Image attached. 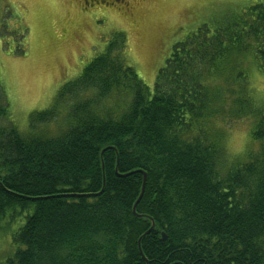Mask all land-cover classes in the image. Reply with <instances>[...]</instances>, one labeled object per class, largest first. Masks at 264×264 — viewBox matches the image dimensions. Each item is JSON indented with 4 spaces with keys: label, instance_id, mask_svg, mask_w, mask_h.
I'll list each match as a JSON object with an SVG mask.
<instances>
[{
    "label": "trees",
    "instance_id": "16d2710c",
    "mask_svg": "<svg viewBox=\"0 0 264 264\" xmlns=\"http://www.w3.org/2000/svg\"><path fill=\"white\" fill-rule=\"evenodd\" d=\"M246 56L264 74V2L175 43L152 91L115 34L30 114L32 131L65 110L53 137L19 133L0 84V223L16 228L2 264H264V107L251 113L255 152L228 159L210 132L233 107L222 75L230 91L242 83L234 112L254 107Z\"/></svg>",
    "mask_w": 264,
    "mask_h": 264
},
{
    "label": "rangeland",
    "instance_id": "374dc122",
    "mask_svg": "<svg viewBox=\"0 0 264 264\" xmlns=\"http://www.w3.org/2000/svg\"><path fill=\"white\" fill-rule=\"evenodd\" d=\"M91 4L88 0H0V84L8 103L9 122L19 133L53 137L66 130L65 110L31 131L29 116L53 106L58 88L74 79L82 68L101 53L115 34L126 38V62L152 91L155 77L170 55L172 46L183 41L201 25L221 20L231 13L264 0H112ZM230 13V14H228ZM246 89L252 105L246 115H238L234 93L242 91L236 82L230 91L224 81H216L226 106L218 110L210 132L221 135L228 159L255 152L259 145L251 139V113L264 107V74L251 56L240 58ZM239 84V85H238ZM91 93V92H89ZM114 102L120 104L119 96ZM89 97V95H87ZM84 98V97H83ZM112 98L107 101L111 102ZM119 101V102H118ZM222 103V104H224ZM61 111V113H59ZM6 125V121H1ZM246 134L245 151L231 157L228 138ZM246 156V155H245ZM20 218L23 221L25 215ZM0 223V264L13 252L11 237L15 223Z\"/></svg>",
    "mask_w": 264,
    "mask_h": 264
},
{
    "label": "clouds",
    "instance_id": "9594fccd",
    "mask_svg": "<svg viewBox=\"0 0 264 264\" xmlns=\"http://www.w3.org/2000/svg\"><path fill=\"white\" fill-rule=\"evenodd\" d=\"M246 142L247 137L245 133H234L227 140L226 151L231 157L238 156L245 151Z\"/></svg>",
    "mask_w": 264,
    "mask_h": 264
},
{
    "label": "water",
    "instance_id": "95a60500",
    "mask_svg": "<svg viewBox=\"0 0 264 264\" xmlns=\"http://www.w3.org/2000/svg\"><path fill=\"white\" fill-rule=\"evenodd\" d=\"M143 177H144V178H143V185H142V190H141V193H140V196H139L138 200H139V199H140V197L142 196V192H143V188H144V183H145V175H144ZM138 200H137V202H138ZM137 202H136V203H137ZM135 205H136V204H135ZM135 205H134V207H135ZM152 227H153V224H152ZM152 227H151V228H152ZM151 228H150V229H151ZM149 231H150V230H148V231H147V233H148ZM162 238H163V239H165V236H164L163 234H162Z\"/></svg>",
    "mask_w": 264,
    "mask_h": 264
},
{
    "label": "flooded vegetation",
    "instance_id": "af4514ba",
    "mask_svg": "<svg viewBox=\"0 0 264 264\" xmlns=\"http://www.w3.org/2000/svg\"><path fill=\"white\" fill-rule=\"evenodd\" d=\"M89 2H91V4H100V3H105V2H107V0H88ZM117 1H120V0H117ZM110 3L112 2V0L111 1H109Z\"/></svg>",
    "mask_w": 264,
    "mask_h": 264
}]
</instances>
